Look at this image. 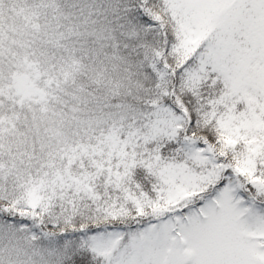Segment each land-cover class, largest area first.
Segmentation results:
<instances>
[{"label":"snow or ice","instance_id":"1","mask_svg":"<svg viewBox=\"0 0 264 264\" xmlns=\"http://www.w3.org/2000/svg\"><path fill=\"white\" fill-rule=\"evenodd\" d=\"M0 264H264V0H0Z\"/></svg>","mask_w":264,"mask_h":264}]
</instances>
